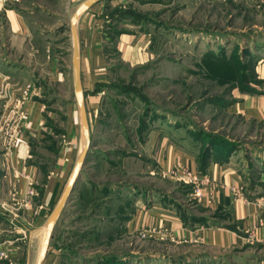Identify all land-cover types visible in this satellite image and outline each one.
<instances>
[{"label":"rangeland","instance_id":"1","mask_svg":"<svg viewBox=\"0 0 264 264\" xmlns=\"http://www.w3.org/2000/svg\"><path fill=\"white\" fill-rule=\"evenodd\" d=\"M106 6L103 106L91 110L84 96L90 144L76 95L73 38L52 45L70 54L66 81L46 97L60 121L33 147L32 159L41 172L51 170L65 113L74 110L79 127L74 169L86 147L88 155L49 247L58 250L60 264H177L179 244L126 232L115 215L126 216L137 195L157 188L184 199L191 192L190 183L163 177L146 158L141 139L150 130L188 129L228 140L244 152L243 164L264 158V123L227 109L236 94L257 85L255 66L264 61V0H108ZM3 109L0 104V116ZM2 135L0 130V239L22 236L24 242L30 235L21 219L26 210L4 177Z\"/></svg>","mask_w":264,"mask_h":264},{"label":"crops","instance_id":"2","mask_svg":"<svg viewBox=\"0 0 264 264\" xmlns=\"http://www.w3.org/2000/svg\"><path fill=\"white\" fill-rule=\"evenodd\" d=\"M86 1L0 0V46L6 47L0 51V86L7 83L12 95L19 94L27 84L40 91L24 104L28 120L4 168L7 184L14 186L13 191L21 199L31 180L37 189L32 208L21 218L30 235L24 242L22 236L0 239V254H5L0 257V264L37 263L36 256L38 259L47 236L44 229L48 213L74 171L79 138L75 110L65 113L64 133L40 191L42 172L32 157L34 144L45 137L51 122L60 121L58 108L51 107L46 97L48 90L66 81L68 67L64 62L70 54L67 49L62 51L52 45L73 38L75 51L72 18ZM106 4L107 0H96L76 23L84 96L88 108L97 111L105 97L104 90L99 88L103 82L100 75L108 67L104 37ZM60 34L63 38L59 41L50 38ZM255 71L259 81L253 91H240L227 109L247 121L264 123L263 60ZM141 145L158 173L187 168L203 181L191 184L187 199L163 188L137 195L126 216L115 215L122 219V229L138 234L154 229L152 236L179 244V262L169 257L177 264H264L263 157L243 164L242 150L180 128L150 130L146 137L142 136ZM41 264H60L58 250L49 247Z\"/></svg>","mask_w":264,"mask_h":264},{"label":"built area","instance_id":"3","mask_svg":"<svg viewBox=\"0 0 264 264\" xmlns=\"http://www.w3.org/2000/svg\"><path fill=\"white\" fill-rule=\"evenodd\" d=\"M40 91L33 88L31 84H27L19 94L12 95L11 89L7 83L0 86V104L3 105V112L0 116V130L4 139L5 159L13 152L19 138L25 128L28 118V112L24 107L26 101L33 95H38ZM163 177L174 178L190 184H200L203 180L199 174L190 171L187 168H171L162 170ZM30 188L22 198V204L26 211L32 208L34 196L37 194V189L34 182L30 181ZM155 233L154 229H144L140 232L143 236H151ZM5 254H0L3 257Z\"/></svg>","mask_w":264,"mask_h":264},{"label":"water","instance_id":"4","mask_svg":"<svg viewBox=\"0 0 264 264\" xmlns=\"http://www.w3.org/2000/svg\"><path fill=\"white\" fill-rule=\"evenodd\" d=\"M96 0H88L86 1L80 8L76 11L72 18V29L74 33L75 39V51H74V78H75V87H76V95L78 98L79 106L82 113V124L84 128V136L86 137L87 144H90V129H89V121L86 113L85 108V99H84V91L82 87V81H81V70H80V49H79V42H78V36L76 31V23L80 17V14L86 10L93 2ZM88 155V148L86 147L82 156L79 158L78 163L75 167V171L72 174V177L70 178L67 187L65 188L64 192L62 193L57 205L53 209L50 219H48L47 227H48V236H46V239H44L43 247L41 251V256L38 264H41L44 260V257L46 256L51 238L53 236V231L55 228V225L61 216L66 204L68 203L69 197L71 193L73 192V189L75 187V184L77 180L80 178L82 169L86 160V156Z\"/></svg>","mask_w":264,"mask_h":264},{"label":"trees","instance_id":"5","mask_svg":"<svg viewBox=\"0 0 264 264\" xmlns=\"http://www.w3.org/2000/svg\"><path fill=\"white\" fill-rule=\"evenodd\" d=\"M108 1V0H107ZM105 15H106V13H105ZM104 37H105V39H106V36H105V32H104ZM107 40V39H106ZM105 40V41H106ZM106 48V47H105ZM259 81V80H258ZM102 83L103 82H101L100 84H99V88H100V90H103L104 88L102 87ZM255 87V86H254ZM254 87H250V88H245V89H243L242 91H253V88ZM56 124L55 123H53V122H51V124H50V128H52V126H55ZM62 133H64V129L62 130ZM47 134V133H46ZM45 134V135H46ZM197 135V134H196ZM198 135H199V133H198ZM206 136H208V135H206ZM208 137H210L212 140H215V141H220V142H228L229 143V145L232 147V148H234L233 147V145H232V143L233 142H230V141H228V140H220L219 138H214V137H211V136H208ZM34 146H36V143L34 144ZM49 172H50V170H48L47 172H42V175H43V178H42V181H41V184H42V187H43V185L46 183V181H47V178H48V175H49ZM81 177V176H80ZM80 179V178H79ZM78 179V180H79ZM78 182V181H77ZM39 186V185H38ZM76 188V185H75V187H74V189ZM109 187H107L106 189H108ZM74 189H73V191H74ZM38 190L40 191L41 190V188L40 187H38ZM64 211V210H63ZM60 218V217H59ZM57 224V223H56ZM56 226V225H55ZM123 264H127V262H125V263H123Z\"/></svg>","mask_w":264,"mask_h":264},{"label":"bare ground","instance_id":"6","mask_svg":"<svg viewBox=\"0 0 264 264\" xmlns=\"http://www.w3.org/2000/svg\"><path fill=\"white\" fill-rule=\"evenodd\" d=\"M47 234H48V229H47ZM47 234H46V235H47ZM47 236H48V235H47ZM45 239H46V237H45Z\"/></svg>","mask_w":264,"mask_h":264}]
</instances>
